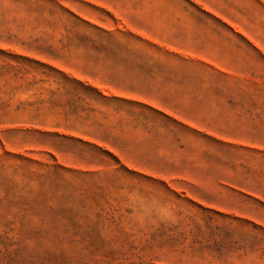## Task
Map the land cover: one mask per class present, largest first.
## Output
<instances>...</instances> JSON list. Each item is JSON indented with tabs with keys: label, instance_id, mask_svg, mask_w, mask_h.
I'll return each mask as SVG.
<instances>
[{
	"label": "rangeland",
	"instance_id": "obj_1",
	"mask_svg": "<svg viewBox=\"0 0 264 264\" xmlns=\"http://www.w3.org/2000/svg\"><path fill=\"white\" fill-rule=\"evenodd\" d=\"M120 1L0 0V264L264 259V61L164 55L123 31ZM124 47L178 65L172 95L103 98ZM192 80L211 88H175Z\"/></svg>",
	"mask_w": 264,
	"mask_h": 264
},
{
	"label": "crops",
	"instance_id": "obj_2",
	"mask_svg": "<svg viewBox=\"0 0 264 264\" xmlns=\"http://www.w3.org/2000/svg\"><path fill=\"white\" fill-rule=\"evenodd\" d=\"M108 9L123 20L124 32L161 49L164 55L186 64L202 65L204 70L235 72L257 67L260 58L264 61V0H122ZM108 52V56L117 58L108 62L107 83L93 84L103 98L152 104L158 102V97L172 95L173 85L166 82L165 86L160 72L179 71L180 67L145 63L141 58H156L159 52L131 47ZM174 85L175 88H211L206 82L193 80L174 82ZM203 102L217 101L208 97ZM99 260L102 261L97 263H107V259ZM128 260L132 259L124 262L131 264ZM231 260L233 264H264V259Z\"/></svg>",
	"mask_w": 264,
	"mask_h": 264
},
{
	"label": "trees",
	"instance_id": "obj_3",
	"mask_svg": "<svg viewBox=\"0 0 264 264\" xmlns=\"http://www.w3.org/2000/svg\"><path fill=\"white\" fill-rule=\"evenodd\" d=\"M40 133L43 134V132H40ZM57 136L61 137V135H57Z\"/></svg>",
	"mask_w": 264,
	"mask_h": 264
}]
</instances>
